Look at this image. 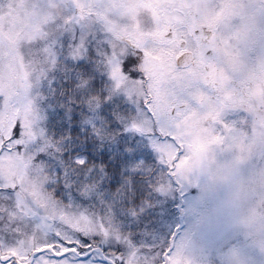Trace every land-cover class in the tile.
<instances>
[{
	"label": "snow or ice",
	"instance_id": "6c2138e0",
	"mask_svg": "<svg viewBox=\"0 0 264 264\" xmlns=\"http://www.w3.org/2000/svg\"><path fill=\"white\" fill-rule=\"evenodd\" d=\"M0 264H264V0H0Z\"/></svg>",
	"mask_w": 264,
	"mask_h": 264
},
{
	"label": "rangeland",
	"instance_id": "374dc122",
	"mask_svg": "<svg viewBox=\"0 0 264 264\" xmlns=\"http://www.w3.org/2000/svg\"><path fill=\"white\" fill-rule=\"evenodd\" d=\"M192 194L195 195L196 194V189H192ZM259 259V258H258Z\"/></svg>",
	"mask_w": 264,
	"mask_h": 264
}]
</instances>
